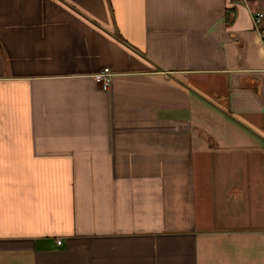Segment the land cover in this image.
<instances>
[{"label":"crops","instance_id":"0c3cea01","mask_svg":"<svg viewBox=\"0 0 264 264\" xmlns=\"http://www.w3.org/2000/svg\"><path fill=\"white\" fill-rule=\"evenodd\" d=\"M256 5L0 0V264H264Z\"/></svg>","mask_w":264,"mask_h":264},{"label":"built area","instance_id":"2783aa9c","mask_svg":"<svg viewBox=\"0 0 264 264\" xmlns=\"http://www.w3.org/2000/svg\"><path fill=\"white\" fill-rule=\"evenodd\" d=\"M252 16H253L254 26L257 28V30H259L260 39L262 43H264V29L262 28L263 20H264L263 13L261 11H255ZM111 76L112 74L109 68L104 67L94 75V78L97 83L99 82L101 84L102 88L107 89L109 87L112 78ZM57 243L59 244L60 241L58 240Z\"/></svg>","mask_w":264,"mask_h":264},{"label":"rangeland","instance_id":"374dc122","mask_svg":"<svg viewBox=\"0 0 264 264\" xmlns=\"http://www.w3.org/2000/svg\"><path fill=\"white\" fill-rule=\"evenodd\" d=\"M257 2V9L258 11H261L262 13L264 12V0H256Z\"/></svg>","mask_w":264,"mask_h":264},{"label":"trees","instance_id":"16d2710c","mask_svg":"<svg viewBox=\"0 0 264 264\" xmlns=\"http://www.w3.org/2000/svg\"><path fill=\"white\" fill-rule=\"evenodd\" d=\"M263 16H264V12H263Z\"/></svg>","mask_w":264,"mask_h":264}]
</instances>
